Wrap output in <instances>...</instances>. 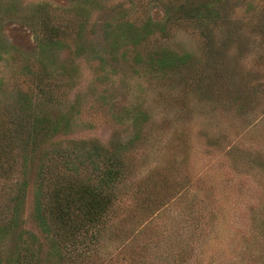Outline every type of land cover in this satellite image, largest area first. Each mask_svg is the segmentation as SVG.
<instances>
[{
  "label": "rangeland",
  "instance_id": "obj_1",
  "mask_svg": "<svg viewBox=\"0 0 264 264\" xmlns=\"http://www.w3.org/2000/svg\"><path fill=\"white\" fill-rule=\"evenodd\" d=\"M204 1L207 19L185 10ZM11 117L58 125L18 154L10 233H40L54 153L89 175L110 152L126 178L92 264H264V0H0V127Z\"/></svg>",
  "mask_w": 264,
  "mask_h": 264
},
{
  "label": "trees",
  "instance_id": "obj_2",
  "mask_svg": "<svg viewBox=\"0 0 264 264\" xmlns=\"http://www.w3.org/2000/svg\"><path fill=\"white\" fill-rule=\"evenodd\" d=\"M185 10L206 19L215 13L212 1H204L193 9L188 6ZM51 18L43 19V33L47 36L44 41L47 42L56 39L59 29L58 25H50ZM135 36L134 40L138 39L139 36ZM163 60L161 58L160 62L166 66L172 62ZM38 80L35 87L45 89V79ZM19 97L24 102L21 111L28 98L23 93L17 94L16 99ZM23 119L21 124L11 117L0 127L3 133L0 136V264H39L41 256L45 262L53 258L55 264H92L89 244L101 238L118 204L121 194L118 183L126 178L124 164L110 152L108 155L97 152L102 147L94 144L98 165L93 167L92 173L84 175L70 155L54 153V158H48L39 169L32 219L40 233H10L15 232L24 203V185L14 188L7 183L17 157L21 158L18 154L27 148L35 149L36 142L58 125L47 117ZM7 239L12 242L13 250L4 256Z\"/></svg>",
  "mask_w": 264,
  "mask_h": 264
}]
</instances>
